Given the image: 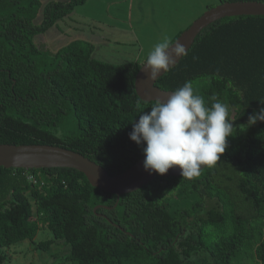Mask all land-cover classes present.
Returning a JSON list of instances; mask_svg holds the SVG:
<instances>
[{"label":"trees","instance_id":"16d2710c","mask_svg":"<svg viewBox=\"0 0 264 264\" xmlns=\"http://www.w3.org/2000/svg\"><path fill=\"white\" fill-rule=\"evenodd\" d=\"M237 1L264 3L218 0ZM84 2L49 1L36 23L39 0H0V144L68 149L110 176L146 155L194 158L183 124L136 96L142 63L96 61L93 46L78 39L54 52L36 46ZM155 86L204 116L208 165L158 174L118 199L74 169L0 167V264H8L4 248L44 228L50 238L35 247L59 244L72 264H264V16L212 23Z\"/></svg>","mask_w":264,"mask_h":264},{"label":"water","instance_id":"95a60500","mask_svg":"<svg viewBox=\"0 0 264 264\" xmlns=\"http://www.w3.org/2000/svg\"><path fill=\"white\" fill-rule=\"evenodd\" d=\"M236 16H264V3L222 2L208 8L167 47L149 56L134 77V91L140 101L156 102L166 107L190 132L196 148L194 158L146 155L125 171L110 176L100 165L68 149L40 144H0V167L24 170L74 169L85 176L90 186L113 194L117 199L149 184L158 174L164 178L179 177L204 169L213 150L207 121L188 99L178 93L157 88L155 82L188 53L202 30L220 19Z\"/></svg>","mask_w":264,"mask_h":264},{"label":"rangeland","instance_id":"374dc122","mask_svg":"<svg viewBox=\"0 0 264 264\" xmlns=\"http://www.w3.org/2000/svg\"><path fill=\"white\" fill-rule=\"evenodd\" d=\"M49 1L53 0H39L36 23ZM217 4L218 0H85L36 37V46L54 52L76 37L93 46L91 57L96 61L112 65L143 63L148 55L168 44ZM48 238L50 233L44 228L33 241L4 248L7 263L72 264L65 260L66 250L61 245L54 244L48 251H42L32 243Z\"/></svg>","mask_w":264,"mask_h":264},{"label":"built area","instance_id":"2783aa9c","mask_svg":"<svg viewBox=\"0 0 264 264\" xmlns=\"http://www.w3.org/2000/svg\"><path fill=\"white\" fill-rule=\"evenodd\" d=\"M27 180L29 181V182H33V183H35L36 182V176H34V175H28L27 176Z\"/></svg>","mask_w":264,"mask_h":264},{"label":"crops","instance_id":"0c3cea01","mask_svg":"<svg viewBox=\"0 0 264 264\" xmlns=\"http://www.w3.org/2000/svg\"><path fill=\"white\" fill-rule=\"evenodd\" d=\"M61 35H64V34H61ZM76 37H73L70 41H72V40H77V39H75ZM57 41V40H56ZM70 41H68V42H70ZM67 42V43H68Z\"/></svg>","mask_w":264,"mask_h":264},{"label":"flooded vegetation","instance_id":"af4514ba","mask_svg":"<svg viewBox=\"0 0 264 264\" xmlns=\"http://www.w3.org/2000/svg\"><path fill=\"white\" fill-rule=\"evenodd\" d=\"M155 178H156V177H155ZM153 180H154V179H153ZM153 180H152L150 183H152V184H153ZM159 182H162V181H159ZM152 184H151V185H152Z\"/></svg>","mask_w":264,"mask_h":264}]
</instances>
